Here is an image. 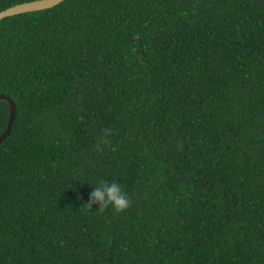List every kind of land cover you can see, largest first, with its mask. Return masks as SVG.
I'll return each mask as SVG.
<instances>
[{"label":"trees","instance_id":"obj_1","mask_svg":"<svg viewBox=\"0 0 264 264\" xmlns=\"http://www.w3.org/2000/svg\"><path fill=\"white\" fill-rule=\"evenodd\" d=\"M0 93V264H264V0L3 17Z\"/></svg>","mask_w":264,"mask_h":264},{"label":"clouds","instance_id":"obj_2","mask_svg":"<svg viewBox=\"0 0 264 264\" xmlns=\"http://www.w3.org/2000/svg\"><path fill=\"white\" fill-rule=\"evenodd\" d=\"M86 204L89 208L93 205H96V208L110 206L114 211L119 212L129 206L130 200L128 193L119 182L101 180L92 186Z\"/></svg>","mask_w":264,"mask_h":264},{"label":"water","instance_id":"obj_3","mask_svg":"<svg viewBox=\"0 0 264 264\" xmlns=\"http://www.w3.org/2000/svg\"><path fill=\"white\" fill-rule=\"evenodd\" d=\"M61 1L62 0H31V1L17 3L4 10H1L0 19L6 16H10L22 12L50 8ZM0 99H4L8 102V120L5 129L0 133V142H1L9 135L11 131L12 123L15 118L16 106L13 100L5 94L0 93Z\"/></svg>","mask_w":264,"mask_h":264}]
</instances>
